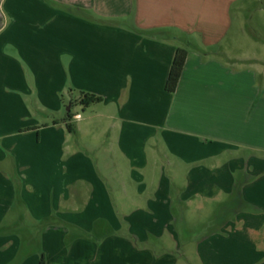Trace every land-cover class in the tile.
<instances>
[{"label": "crops", "instance_id": "1", "mask_svg": "<svg viewBox=\"0 0 264 264\" xmlns=\"http://www.w3.org/2000/svg\"><path fill=\"white\" fill-rule=\"evenodd\" d=\"M240 2L0 0V264H78L98 227L128 229L98 242L124 264H264V10ZM80 91L103 101L77 117Z\"/></svg>", "mask_w": 264, "mask_h": 264}, {"label": "rangeland", "instance_id": "2", "mask_svg": "<svg viewBox=\"0 0 264 264\" xmlns=\"http://www.w3.org/2000/svg\"><path fill=\"white\" fill-rule=\"evenodd\" d=\"M238 7L236 6L235 11H237L238 9L239 11H242L246 15V22L253 26L256 23L257 14L261 10H264V0H242V2H240ZM247 39H248V36H247ZM73 111L74 112L79 111L81 113L80 117L81 115L86 116V114L82 111L81 104L75 105L73 108ZM75 125H76V122H75ZM71 140L76 142L78 141V137L73 134L71 137ZM185 213L189 217L186 216L187 219L182 218V220L184 221L180 220L181 221L180 228L178 229V232L180 235V241L182 245L185 243L186 239L193 238V237H195V239H198L206 231V228H204V223H205L204 216H198L196 212H192V211L188 212L187 210L185 211ZM17 229L19 233L24 235V237L27 235L26 234L27 229L23 227V225H20L19 227H17ZM107 229L100 227V230H99V227H98V230L96 232H93L92 234H88L86 232H80V231H79V234L81 233L82 237L84 236L88 239H91V241H94L98 244V242L100 241L104 242V238L106 237L104 233L111 232V234H113L112 229L111 230L108 229L109 231ZM115 229L116 228H113V230L115 231L114 234L117 237H124V235L128 233V229L125 227L122 228L120 232H118L119 230L116 231ZM75 237H76L75 233L70 234L67 240L68 242H66V245L68 246L71 245L70 243H73L74 241L73 239ZM91 241L90 242L88 241L89 243L86 242L85 244H80L79 246L80 250L75 249L77 251L84 250L82 252L84 253V259L82 260L81 256L79 255L78 258H81V260L79 259L78 264H124L126 262L124 261L123 254L120 255L118 251L119 247L122 249V245H123L122 243L114 242L110 240V241H105L104 244H101L102 245L101 247H99L100 246L99 244H98V247H94V242H91ZM152 243L154 244V250H156V248H161V244L158 243V241L157 242L153 241ZM40 247H41V240L39 239V236L38 238L36 236H34V238L32 239L27 238L26 241L24 242V248H25L24 252H28L30 251V249L34 248L36 250L38 249V251H40V254H41L42 249H40ZM88 252H90V254H88ZM192 264H196V263L192 262Z\"/></svg>", "mask_w": 264, "mask_h": 264}, {"label": "trees", "instance_id": "3", "mask_svg": "<svg viewBox=\"0 0 264 264\" xmlns=\"http://www.w3.org/2000/svg\"><path fill=\"white\" fill-rule=\"evenodd\" d=\"M187 56H188V49L186 47L177 48L172 61L169 76L166 82V89L169 92L176 91L186 63ZM79 95L81 96L80 103L81 105H83L84 109L94 103H99L103 101L102 97L91 92L80 91ZM68 118L70 120L73 119V115L71 114V112L69 113ZM40 264H47L46 256L44 253L41 255Z\"/></svg>", "mask_w": 264, "mask_h": 264}, {"label": "built area", "instance_id": "4", "mask_svg": "<svg viewBox=\"0 0 264 264\" xmlns=\"http://www.w3.org/2000/svg\"><path fill=\"white\" fill-rule=\"evenodd\" d=\"M77 117H80V115H77Z\"/></svg>", "mask_w": 264, "mask_h": 264}]
</instances>
